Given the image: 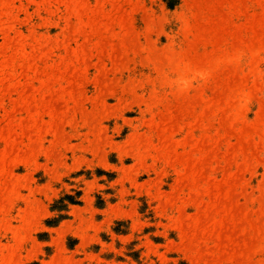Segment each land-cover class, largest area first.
Returning <instances> with one entry per match:
<instances>
[{"label": "rangeland", "instance_id": "rangeland-1", "mask_svg": "<svg viewBox=\"0 0 264 264\" xmlns=\"http://www.w3.org/2000/svg\"><path fill=\"white\" fill-rule=\"evenodd\" d=\"M0 264H264V0H0Z\"/></svg>", "mask_w": 264, "mask_h": 264}]
</instances>
